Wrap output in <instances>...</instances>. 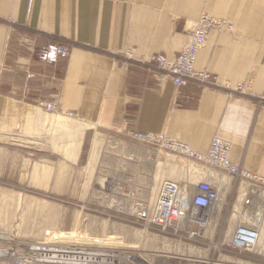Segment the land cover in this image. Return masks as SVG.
Segmentation results:
<instances>
[{"label":"crops","instance_id":"1","mask_svg":"<svg viewBox=\"0 0 264 264\" xmlns=\"http://www.w3.org/2000/svg\"><path fill=\"white\" fill-rule=\"evenodd\" d=\"M203 13L234 26L211 30L197 53L194 68L213 84L176 87L137 62L173 58ZM128 49L135 60L124 61ZM249 94L264 97V0H0V229L37 239L46 227H71L72 206L128 207L164 179H205L218 199L192 227V259L264 264L261 185L176 155L152 157L128 136L161 132L199 152L220 136L233 162L264 177V104ZM52 100L61 111L44 108ZM253 223L252 251L227 245L237 226Z\"/></svg>","mask_w":264,"mask_h":264},{"label":"built area","instance_id":"2","mask_svg":"<svg viewBox=\"0 0 264 264\" xmlns=\"http://www.w3.org/2000/svg\"><path fill=\"white\" fill-rule=\"evenodd\" d=\"M233 24L222 17L201 14L195 25L187 30V42L181 51L173 58L163 54H154L147 60L137 62L147 71L161 73L168 77L176 87H185L190 83L199 85L213 84L215 76L206 70H196L194 62L198 51L204 46L208 33L232 32ZM32 40L21 43L23 56L27 62L33 51ZM60 51L68 53V47L59 46ZM134 53L131 49L125 51L124 61H132ZM16 68L23 70L26 79L33 77L27 63H17ZM3 70H11L3 66ZM254 98L258 105L264 104V97L248 95ZM48 111H61L55 100L43 103ZM67 116L73 112H65ZM128 136L150 150L155 157L160 151L187 159L189 162L203 164L220 169L226 174L242 180L261 185L264 188V177L235 163L230 158L231 142L213 136L206 152L192 149L188 143L172 138L161 132L131 131ZM218 199V192L207 180L201 179L195 184L173 179L160 182L151 209L146 202L134 201L128 207L117 204L114 208H105L120 213H137V218L144 221L145 227H155L161 232L181 234L185 226H202L207 209ZM115 200L112 203H115ZM84 209L85 207H81ZM260 220L255 214L254 221ZM197 231L191 229L189 236H196ZM258 226L239 225L229 238L227 245L237 251L250 252L258 241ZM0 264H151L140 254L131 253L91 237L84 229L71 227H46L39 238L32 240L19 239L8 230L0 229Z\"/></svg>","mask_w":264,"mask_h":264},{"label":"rangeland","instance_id":"3","mask_svg":"<svg viewBox=\"0 0 264 264\" xmlns=\"http://www.w3.org/2000/svg\"><path fill=\"white\" fill-rule=\"evenodd\" d=\"M158 154L169 158L174 157L164 151ZM167 169L170 168L167 167ZM156 192L150 193V189L145 192V202L149 209L153 205L149 199L152 197L153 200ZM70 213L72 226L80 227L91 237L111 242L122 250L140 254L151 264H202L197 263L196 258L192 259L190 256L193 246L189 234L194 226H185V231L181 234L179 232L171 234L161 232L155 227H145L144 221L137 218L135 212L125 214L102 208L82 209L72 206Z\"/></svg>","mask_w":264,"mask_h":264},{"label":"bare ground","instance_id":"4","mask_svg":"<svg viewBox=\"0 0 264 264\" xmlns=\"http://www.w3.org/2000/svg\"><path fill=\"white\" fill-rule=\"evenodd\" d=\"M244 183V182H243ZM110 184V183H109Z\"/></svg>","mask_w":264,"mask_h":264}]
</instances>
